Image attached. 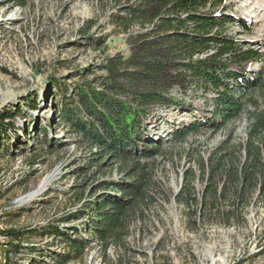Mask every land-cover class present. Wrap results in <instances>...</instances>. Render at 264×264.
I'll list each match as a JSON object with an SVG mask.
<instances>
[{"label": "rangeland", "instance_id": "374dc122", "mask_svg": "<svg viewBox=\"0 0 264 264\" xmlns=\"http://www.w3.org/2000/svg\"><path fill=\"white\" fill-rule=\"evenodd\" d=\"M117 6V0H0V113L6 125L0 137V264H62V232L72 236L73 230L87 246L78 260L63 264H264V188L261 198L252 191L246 200L216 203L231 211L228 225L213 215L200 219L196 210L206 182L200 159L225 140L235 147L228 149L234 161L239 158L254 111L264 114L261 99L214 132L204 127L179 139L171 133L197 116L193 110L157 112L146 129L161 141L162 154L154 158L138 208L105 250L88 231L92 208L86 204L103 193L120 196L115 183L127 179L129 166L99 160L59 115L64 106L74 109V86L105 77L106 57L127 55L126 36L108 22ZM200 11L225 20L220 33L264 53V0H209ZM258 69L264 77V61L251 67ZM173 94L205 115L213 111L212 88L190 85ZM184 177L195 195L189 210L175 198Z\"/></svg>", "mask_w": 264, "mask_h": 264}, {"label": "trees", "instance_id": "16d2710c", "mask_svg": "<svg viewBox=\"0 0 264 264\" xmlns=\"http://www.w3.org/2000/svg\"><path fill=\"white\" fill-rule=\"evenodd\" d=\"M117 1L119 6L108 15V22L114 33L126 36L127 55L106 57L102 67L105 77L97 79V83L74 86L70 91L74 109L64 106L59 115L69 132L94 149L93 155L99 160L105 158L129 166L125 171L127 179L115 183L120 196L103 193L92 206L86 204L92 208L88 231L103 250L116 243L124 218L138 208L152 179L154 158L162 154L161 141L149 138L146 129L153 125L157 112L193 110L197 116L171 133L173 139H179L204 127L214 132L237 117L245 104L256 107L257 100L264 101V77L260 69L251 70L252 65L264 61V53L220 33L225 20L200 11L209 0ZM235 22L245 26L240 20ZM103 43L100 41L98 46ZM190 85L214 90L210 115L173 94L175 88L185 93ZM3 118L0 113V137L6 131ZM238 146L240 157L235 161L228 150L235 147L228 140L222 141L206 160L200 159L197 168L206 182L197 199L198 218L213 215L228 225L231 211L218 208L216 203L246 200L252 191L259 198L263 196L261 111H254L246 137ZM142 159L150 161L140 163ZM183 180L175 198L189 210L195 195L188 189L187 178ZM79 217L75 215L76 219ZM73 231L72 236L62 232L66 246L59 256L62 264L78 260L87 246L88 240ZM54 258L58 261V257Z\"/></svg>", "mask_w": 264, "mask_h": 264}]
</instances>
